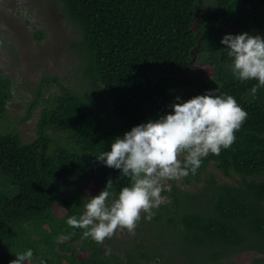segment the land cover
<instances>
[{"label": "trees", "instance_id": "16d2710c", "mask_svg": "<svg viewBox=\"0 0 264 264\" xmlns=\"http://www.w3.org/2000/svg\"><path fill=\"white\" fill-rule=\"evenodd\" d=\"M59 1L81 34L73 46L83 88L53 76L61 92L45 98L44 75L21 119L30 118L41 99L46 102L36 137L24 142L17 127L0 130V264L28 249L33 257L25 264L36 256L45 264H151L156 257L161 264L175 258L221 264L240 251L264 253V97L249 98L254 86L256 92L264 87L255 79L225 75L212 59L197 62L201 52L228 53L221 43L226 34L264 38V0H213L209 13L205 0ZM215 75L221 81L216 94L233 96L248 117L230 148L218 156L209 153L185 178L199 179L213 163L224 175L238 176L237 182L221 183L209 175L195 191L175 183L163 189L170 201L153 209L151 221L141 214L138 223L149 237L125 249L124 257L68 226V217L79 218L88 198L109 179V204L131 183L96 155L110 151L113 140L132 127L171 113L173 103L204 94ZM183 88L200 93H183ZM11 96V78L0 69V120ZM8 185L17 189L14 195L4 192Z\"/></svg>", "mask_w": 264, "mask_h": 264}, {"label": "clouds", "instance_id": "9594fccd", "mask_svg": "<svg viewBox=\"0 0 264 264\" xmlns=\"http://www.w3.org/2000/svg\"><path fill=\"white\" fill-rule=\"evenodd\" d=\"M221 43L233 58V74L241 81L255 79L259 86H264V38L243 32L226 34ZM252 90L257 91V86ZM217 91L208 90L173 103L171 113L132 127L122 138L116 137L111 150L101 151L96 158L107 167L120 170L121 176L130 179V185L122 187L109 204V179L99 194L88 198L79 218L68 217L67 225L83 230L84 238L103 244L118 228L133 232L142 213L151 221L153 209L163 202V182L178 180L190 172L195 174L203 157L209 153L218 156L222 148L231 147L246 121L248 113L235 98L217 95ZM75 234L59 239L64 242ZM15 255L16 259L9 264H25L32 259L33 251L28 249Z\"/></svg>", "mask_w": 264, "mask_h": 264}, {"label": "rangeland", "instance_id": "374dc122", "mask_svg": "<svg viewBox=\"0 0 264 264\" xmlns=\"http://www.w3.org/2000/svg\"><path fill=\"white\" fill-rule=\"evenodd\" d=\"M203 6L205 12L209 13L214 9L215 3L213 0H205ZM80 38V31L66 17L59 0H0V69L12 81V96L0 120V130L17 127L24 142H30L36 137L35 124L46 102L41 99L39 105L32 110L31 117L23 122L21 119L25 116L38 83L44 75L48 79L42 89L45 98L61 92L53 76H57L64 85L78 90L83 88L79 53L73 46V42ZM211 59L218 64L225 75H234L233 58L229 57L227 52L218 51L212 57L207 52H201L197 56L198 63H205ZM220 85L218 75L208 80L209 90L217 89ZM190 91L200 93L198 88L182 89L183 93ZM256 97L263 98L264 89L249 93V98ZM209 175L215 176L221 183H236L239 179L235 175H224L213 163H210L199 179L192 177L187 180L182 177L178 180L165 181L163 189L169 190L175 183L183 190L195 191ZM16 191L17 189L12 185L4 188V192L10 196ZM161 197L162 203L170 201L166 193L161 192ZM137 225L140 226V230L136 227L133 232L118 228L115 234L105 239L101 246L108 252L124 257L125 249L136 241H142V237L148 236L144 224ZM76 246L82 248L81 241H77ZM146 246H149V242ZM42 247L43 250L46 249L44 245ZM160 261L161 259L156 257L151 264H161ZM220 263L264 264V253L248 249L233 253L223 258ZM33 264H41L40 256L33 258ZM168 264L188 263L175 258L168 261Z\"/></svg>", "mask_w": 264, "mask_h": 264}]
</instances>
